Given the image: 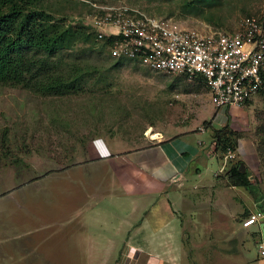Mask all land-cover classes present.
Here are the masks:
<instances>
[{
	"label": "rangeland",
	"instance_id": "374dc122",
	"mask_svg": "<svg viewBox=\"0 0 264 264\" xmlns=\"http://www.w3.org/2000/svg\"><path fill=\"white\" fill-rule=\"evenodd\" d=\"M29 1L70 22L90 25L97 6L124 5L171 16L181 27L202 32L229 33L245 16L264 15V0ZM185 3L198 13L182 10ZM73 52L74 61L97 67L80 94L41 96L0 85V264L262 263L257 227L244 228L242 220L264 205H250L246 190L226 184L231 161L210 152L209 131L228 117L229 127L242 132L236 148L249 175L254 174L250 195L256 198L258 185H264V95L220 120L198 79L151 72L128 60L111 67L115 59L99 56L86 44L79 43ZM157 134L180 136L198 150L182 185L176 182L163 191L172 201L170 213L162 209V191L142 196L87 188L93 179L87 167L72 170L93 159L94 146L99 154L103 145L129 151L156 140ZM238 150L235 160L241 158ZM88 166L98 177V164ZM194 166L202 172L197 174Z\"/></svg>",
	"mask_w": 264,
	"mask_h": 264
},
{
	"label": "built area",
	"instance_id": "2783aa9c",
	"mask_svg": "<svg viewBox=\"0 0 264 264\" xmlns=\"http://www.w3.org/2000/svg\"><path fill=\"white\" fill-rule=\"evenodd\" d=\"M95 6L94 3H92ZM90 26L96 37H111L109 57L138 62L151 72L200 80L207 87L217 116L241 108L264 90V15L245 16L237 29L202 32L181 27L171 16L145 14L124 5L97 6ZM235 150L227 149L230 161ZM264 220V211L248 212L244 228ZM258 250L264 256V244Z\"/></svg>",
	"mask_w": 264,
	"mask_h": 264
},
{
	"label": "trees",
	"instance_id": "16d2710c",
	"mask_svg": "<svg viewBox=\"0 0 264 264\" xmlns=\"http://www.w3.org/2000/svg\"><path fill=\"white\" fill-rule=\"evenodd\" d=\"M191 3L183 4L182 10L198 13L187 8ZM111 40V37L98 39L83 20L70 22L65 16L55 19L38 5L31 6L29 0H0V85L19 86L41 96L80 94L85 91L87 76L97 71V67L74 61L71 57L75 47L86 44L101 56L108 54L106 48ZM125 60L131 61L117 58L110 66L117 67ZM260 93L264 95V90ZM207 122L209 126L211 122ZM209 133L211 151L220 158L227 149L235 150L237 140L242 137V132L229 127V121L221 129L212 126ZM230 161L226 184L254 194V182L248 178L244 162L234 158Z\"/></svg>",
	"mask_w": 264,
	"mask_h": 264
},
{
	"label": "crops",
	"instance_id": "0c3cea01",
	"mask_svg": "<svg viewBox=\"0 0 264 264\" xmlns=\"http://www.w3.org/2000/svg\"><path fill=\"white\" fill-rule=\"evenodd\" d=\"M232 112L238 113V110H236L235 108H230L228 115ZM218 117L220 120H222L223 118L221 115H219ZM223 119H225L224 124L223 125L219 124V127H215V128L221 129L229 121L228 117L227 118L225 117ZM212 125L213 127L216 126L215 124ZM229 126H231L230 121H229ZM161 136L162 135H159L158 138H156V140L151 141L143 146L140 145L139 148L136 149L133 148L134 150L131 149L129 151L126 149H122L121 147H118L119 149L118 148L115 149L112 148L110 145L109 146L103 145L104 151L101 154H99L98 151L96 150L98 149V147L94 146L95 150H93V152H95V154L93 159H91L88 162V164L82 165L79 168L73 167L72 170L82 168L84 171V168L86 167L88 168V169L86 168V172H87L86 175L90 173V176L93 179L92 180L89 179V184H86L87 188L104 187V189L109 188V190L115 188L119 190L121 193L127 192L130 194H138V195L141 194L142 196L150 195L154 193L157 194V192L161 193V191L162 192L165 191L168 185L171 184L173 185L176 182L177 184L182 185L181 182L185 178L186 169L188 168L190 169L191 163L189 164L188 162L190 160L192 161V158L194 156L195 158H197L198 150L194 144L191 145L181 140L180 136L173 138H169V137L166 138L164 137V135L162 137ZM238 141L239 139L237 140V143ZM235 150L238 149L235 148ZM120 151L124 153L122 154L119 153V155L116 156V154H118V152ZM244 152H245V156L249 155L246 150H244ZM130 153L135 155L136 157L140 155L139 157L140 161L136 162L134 160L135 156L133 155L128 157ZM237 153L240 154L241 151ZM184 155L186 156L188 155V157H185ZM243 157L244 156H241L240 159L244 162V166L247 169L248 164L246 163V160L242 159ZM245 158L247 159L248 163L253 162V158H250V160L248 159V157ZM120 160L126 161L128 163L127 164L122 163ZM92 164L94 165L98 164L97 168L100 167L99 170H101L98 173V177L96 178H94V174L92 175L91 174L92 172L89 170L88 165H92ZM103 165L106 166V170L102 168ZM194 170L197 171V174H200L202 172V169L199 166H194ZM253 175L254 174H250V175L248 174V178L250 179L251 182H253L252 181ZM212 182L214 184L217 183V179H215ZM90 184H94L96 185V187L90 186ZM258 191H259L258 196L256 198L250 195L253 193L247 191L246 195L249 197L248 203L250 205L252 204H254V206L264 205V185H258ZM162 194L165 197L162 200V209L170 213L172 207V201L171 199H169L168 197L169 194H167V192L166 193L163 192ZM262 222H264V220ZM248 229H250V227ZM253 230L254 232L255 230L256 231L258 230V233H260L259 227ZM259 243H262L261 233H260ZM130 246L137 248L141 252H147L141 246L132 243L130 244ZM262 258H264V256ZM243 264H252V263L244 262ZM260 264H264V261Z\"/></svg>",
	"mask_w": 264,
	"mask_h": 264
},
{
	"label": "water",
	"instance_id": "95a60500",
	"mask_svg": "<svg viewBox=\"0 0 264 264\" xmlns=\"http://www.w3.org/2000/svg\"><path fill=\"white\" fill-rule=\"evenodd\" d=\"M240 166H242V164H240ZM259 230H260V233L262 235V242L264 243V222H261L259 224Z\"/></svg>",
	"mask_w": 264,
	"mask_h": 264
},
{
	"label": "clouds",
	"instance_id": "9594fccd",
	"mask_svg": "<svg viewBox=\"0 0 264 264\" xmlns=\"http://www.w3.org/2000/svg\"><path fill=\"white\" fill-rule=\"evenodd\" d=\"M211 149H212V147H211ZM210 152H212V151H210ZM232 159H233V158H232ZM257 210H258V209H257ZM262 221H263V220H262ZM262 221H260V223H261ZM260 223H258L257 225H254V224H253V225L256 226V227H259V224H260ZM250 226H252V225H250ZM250 226H248V227H246V228H249ZM242 227H243V226H242ZM255 232L258 233V230L255 231ZM259 234H260V233H259ZM261 244H264V243L262 242V243H260V245H261ZM260 245H259V246H260Z\"/></svg>",
	"mask_w": 264,
	"mask_h": 264
}]
</instances>
